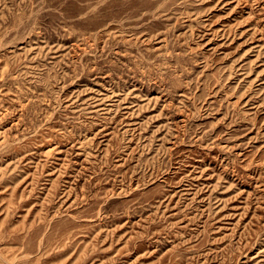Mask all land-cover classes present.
Segmentation results:
<instances>
[{"label": "rangeland", "instance_id": "rangeland-1", "mask_svg": "<svg viewBox=\"0 0 264 264\" xmlns=\"http://www.w3.org/2000/svg\"><path fill=\"white\" fill-rule=\"evenodd\" d=\"M0 264H264V0H0Z\"/></svg>", "mask_w": 264, "mask_h": 264}]
</instances>
